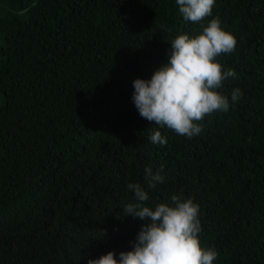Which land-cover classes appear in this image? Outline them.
Masks as SVG:
<instances>
[{
  "label": "trees",
  "instance_id": "obj_1",
  "mask_svg": "<svg viewBox=\"0 0 264 264\" xmlns=\"http://www.w3.org/2000/svg\"><path fill=\"white\" fill-rule=\"evenodd\" d=\"M236 37L218 89L241 98L191 139L148 134L133 80L200 31L175 0H0V264H87L128 250L142 221L122 214L146 165L165 181L148 205L183 192L200 208L215 264H264V0H215Z\"/></svg>",
  "mask_w": 264,
  "mask_h": 264
},
{
  "label": "clouds",
  "instance_id": "obj_2",
  "mask_svg": "<svg viewBox=\"0 0 264 264\" xmlns=\"http://www.w3.org/2000/svg\"><path fill=\"white\" fill-rule=\"evenodd\" d=\"M183 19L200 23L199 32L183 33L170 41L171 49L150 78L133 80L132 103L139 116L158 127L147 140L165 146L166 135L159 129L191 139L199 136V122L212 113H227L241 98L235 88L230 97L218 91L227 79L238 78L232 68H224L218 60L235 50L237 40L213 16L215 0H175ZM164 166L153 169L146 165L143 183L130 182L133 199L122 206L123 215L139 218L142 223L131 247L118 254L109 250L87 264H215L218 252L201 244L200 208L183 192L173 193L167 202L148 205L149 192L164 183Z\"/></svg>",
  "mask_w": 264,
  "mask_h": 264
},
{
  "label": "rangeland",
  "instance_id": "obj_3",
  "mask_svg": "<svg viewBox=\"0 0 264 264\" xmlns=\"http://www.w3.org/2000/svg\"><path fill=\"white\" fill-rule=\"evenodd\" d=\"M3 103V96H2V93L0 92V104Z\"/></svg>",
  "mask_w": 264,
  "mask_h": 264
}]
</instances>
